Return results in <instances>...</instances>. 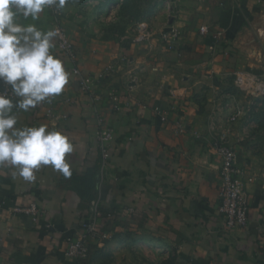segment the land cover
<instances>
[{
  "label": "crops",
  "instance_id": "1",
  "mask_svg": "<svg viewBox=\"0 0 264 264\" xmlns=\"http://www.w3.org/2000/svg\"><path fill=\"white\" fill-rule=\"evenodd\" d=\"M18 22L44 32L60 25L88 89L53 39L50 51L68 84L59 96L13 114L15 127L44 124L70 139L72 175L41 166L28 182L0 165V264H74L68 241L98 208L110 238L90 241L79 264H264V129L246 143L253 115L228 123L235 102L250 110L264 104L233 93L234 74L251 73L264 84V0H66L56 21L43 11ZM136 26L149 31L148 42H133ZM172 30L179 38L168 49L160 35ZM100 125L114 135L104 164ZM220 137L243 174L244 228L227 229L218 210L213 144ZM90 172L89 189L77 179ZM31 203L41 210L37 222L10 212Z\"/></svg>",
  "mask_w": 264,
  "mask_h": 264
},
{
  "label": "clouds",
  "instance_id": "2",
  "mask_svg": "<svg viewBox=\"0 0 264 264\" xmlns=\"http://www.w3.org/2000/svg\"><path fill=\"white\" fill-rule=\"evenodd\" d=\"M65 4L66 0H0V82L11 93L0 94V165L14 167L28 182L35 181L34 170L41 166L70 177L68 157L74 146L55 127H15L14 109L28 112L59 96L69 80L63 62L50 51L57 33L41 31L35 24L23 25L18 19L37 20L45 7L63 10Z\"/></svg>",
  "mask_w": 264,
  "mask_h": 264
},
{
  "label": "built area",
  "instance_id": "3",
  "mask_svg": "<svg viewBox=\"0 0 264 264\" xmlns=\"http://www.w3.org/2000/svg\"><path fill=\"white\" fill-rule=\"evenodd\" d=\"M231 1L238 3L242 0ZM44 11L49 13L53 17L54 21L59 19L63 12V10H57L55 7H45ZM51 31H55L57 33L53 38L57 50L65 59L72 63L74 67L73 74L75 77H77L81 89L87 90L88 86L84 75L78 66L76 50L69 35L58 24H55ZM201 33L204 34L205 31H201ZM150 36L151 34L144 27L136 26L133 42H148ZM160 38L161 41L167 43L166 45L168 49H175L176 42L179 38V33L176 30H172L169 33L161 34ZM233 83L235 87L241 90H251L250 94L256 98L264 96L263 82H261L258 77L251 73L246 72L234 74ZM0 94L11 95L10 88L7 85H4L2 82H0ZM13 100H15V98H13ZM242 113L243 110L235 103L234 107L232 108V114L228 119L229 125L235 123L240 118ZM51 114L50 106V108L47 110V115ZM182 128L183 125L180 122L179 129ZM113 139L114 135L112 129L100 125L97 134V143L102 164H104L110 158L109 148ZM213 147L218 158L220 159L219 213L223 216L224 224L227 229L236 227L244 228L248 224L249 202L243 187V174L236 165V154L233 148L228 145L224 137L218 138L214 142ZM247 181L250 182L251 179L249 178ZM10 212L13 215H22L24 217L30 218L34 222H37L41 216V210L36 203H31L26 206H14L11 208ZM100 219H102L101 211L99 208L94 209L91 216L85 223L81 233H79L76 238L68 241L65 254L72 263L79 264L81 261L87 258L90 241L108 240L110 238L109 233L102 231Z\"/></svg>",
  "mask_w": 264,
  "mask_h": 264
},
{
  "label": "rangeland",
  "instance_id": "4",
  "mask_svg": "<svg viewBox=\"0 0 264 264\" xmlns=\"http://www.w3.org/2000/svg\"><path fill=\"white\" fill-rule=\"evenodd\" d=\"M236 90V91H235ZM235 90L233 91V93L238 96L239 95H249L250 97L252 96L251 90L249 91H245V90H241L239 88H235ZM239 91V92H238ZM239 95H238V94ZM254 97V96H252ZM259 98H264V96L259 97ZM236 99V98H235ZM238 101V100H237ZM242 101V100H241ZM242 110L243 113L240 117H250L253 115V117L255 118V121H249V124L247 126L248 129V134H247V138L244 140L249 141V142H253L256 136H252L251 134H253V132H255L256 130H258L259 128H262V130L264 129V104L261 103L260 106H258L257 108H252L251 110L249 109V106L247 105L246 102H243L241 105L238 104L237 102H235ZM259 108V109H258ZM261 131V130H260ZM264 131V130H263ZM264 133V132H263ZM256 140V139H255ZM248 143V142H246Z\"/></svg>",
  "mask_w": 264,
  "mask_h": 264
},
{
  "label": "trees",
  "instance_id": "5",
  "mask_svg": "<svg viewBox=\"0 0 264 264\" xmlns=\"http://www.w3.org/2000/svg\"><path fill=\"white\" fill-rule=\"evenodd\" d=\"M93 179H94V174L93 172H90L87 175H85L83 178H78L77 181L80 183L81 186L90 189L93 186ZM88 198H90V196Z\"/></svg>",
  "mask_w": 264,
  "mask_h": 264
}]
</instances>
